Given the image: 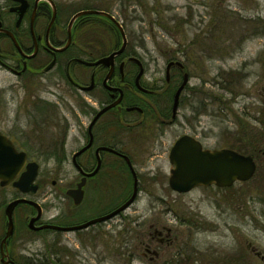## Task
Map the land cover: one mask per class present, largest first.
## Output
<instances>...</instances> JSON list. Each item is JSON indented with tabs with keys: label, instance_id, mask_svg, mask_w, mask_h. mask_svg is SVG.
<instances>
[{
	"label": "rangeland",
	"instance_id": "1",
	"mask_svg": "<svg viewBox=\"0 0 264 264\" xmlns=\"http://www.w3.org/2000/svg\"><path fill=\"white\" fill-rule=\"evenodd\" d=\"M144 4L139 21L129 30L138 36L137 44L131 45L145 61L147 75L163 73L165 59L175 56L191 78L174 122L161 132L148 123L146 137L123 148L131 155L141 186L137 199L112 221L63 233L59 243L52 232L35 239L26 225L22 228L17 223L11 244L16 261L176 264L182 259L185 264H225L226 260L227 264H264V154L258 156L251 179L228 188L198 187L176 193L168 187V151L184 134L210 149L251 150L256 146L264 151V0H147ZM110 48L106 43L104 49ZM150 56L155 61L149 60ZM38 89L36 81L24 87L0 67V130L17 133L18 141L28 145L29 159L39 166V190L33 198L44 207L43 219L63 210L73 215L74 222L103 216L131 192L130 174L125 168L121 179L118 173H109L113 180L118 179L112 186L107 183L108 196L116 200L98 205L86 195L75 206L65 195L78 178L70 157L40 155L30 147L31 135L35 148L39 147L37 140L42 137L35 131L45 126L37 125L38 115L31 113ZM55 92L65 104L78 103L77 92L63 84ZM60 115L67 116L68 110L63 108ZM126 142L131 144L132 138ZM15 194L11 186H0V239L6 230L3 211ZM25 213L28 208L16 211L21 220ZM158 222L170 230L164 245L151 237L150 226ZM146 244L157 250V257L145 252ZM194 258L196 261L189 263Z\"/></svg>",
	"mask_w": 264,
	"mask_h": 264
},
{
	"label": "flooded vegetation",
	"instance_id": "2",
	"mask_svg": "<svg viewBox=\"0 0 264 264\" xmlns=\"http://www.w3.org/2000/svg\"><path fill=\"white\" fill-rule=\"evenodd\" d=\"M146 1L0 0V67L15 76L24 87L31 81L38 83L39 94L36 93V103L31 102V113L38 115L37 125L45 126L35 131V135L42 137L37 140L39 147L35 148L33 135L28 138L31 140L30 147L36 149V153L40 155L69 156L78 178L67 189L75 188L84 178L83 199L88 195L90 202L98 205L116 200L107 194V183L111 184L110 186L114 181L118 183L116 177L113 180V176H109L110 172L118 173L121 179L125 168L130 174L132 192V172L124 156L128 158L133 169L134 165L131 155L123 148L132 143L136 145L137 140H143L147 135L148 123L154 130L161 132L164 126L174 122L176 112L185 98L187 82L191 78L185 65L175 56L165 59L163 73L159 75V72L153 71L147 75L145 61L135 52V46L131 45L137 44L138 36L129 30L139 21V10L143 12L142 7L146 5ZM124 40L125 46L121 52L114 54L105 64L99 61L116 52ZM106 43L111 44L108 51L104 49ZM149 60L155 61V58L150 56ZM176 61L180 64L175 63ZM184 76L186 83L179 92L173 111L174 96ZM60 84L72 93L77 92L78 103L74 101L65 104L59 100L55 89L59 88ZM46 94L54 96L57 100H49ZM73 95L75 97V94ZM63 108L68 110L67 116L60 115ZM102 109L104 111L98 114ZM78 115H82L85 122L80 121ZM1 132L16 150L25 153L27 161H32L29 159L28 145H25L27 143L18 141L17 133L10 130ZM128 137L132 138L131 144L126 142ZM258 153L263 155L264 151L259 149ZM253 160L257 166L258 159ZM52 184H55V181ZM139 188L141 189V186L137 177L138 192ZM38 190L35 193L15 190L16 197L13 199L32 200L40 207V215L31 228L28 224L30 219L37 215L36 207L29 203H18L14 207L13 231L3 243L2 250L6 255L1 260L0 252L1 264H24L11 256L12 238L16 234L17 223H20L22 228L26 225L27 231L32 233L35 239L41 240L46 231L52 232L56 237L55 243H59L63 233L86 230L121 215L118 213L109 219L73 231L51 227L34 229L45 225L69 227L97 217L96 215L74 222L73 215L68 216L63 210L44 220V207L34 199ZM131 192L125 196L122 203L128 199ZM137 196L138 193L134 201ZM26 208L29 213H25L24 219L21 220L17 217L19 212L16 215V211ZM152 227L151 237L155 238L159 245H164L163 243L168 241L170 230L160 222L151 224L150 228ZM163 231L166 233L163 234ZM99 233L102 234L103 231ZM144 250L147 254L158 256L157 250L148 244ZM180 254L183 255L181 252ZM181 260L175 263L185 264V261ZM194 260L196 261L194 258L189 263ZM212 263L222 264L217 261Z\"/></svg>",
	"mask_w": 264,
	"mask_h": 264
},
{
	"label": "water",
	"instance_id": "3",
	"mask_svg": "<svg viewBox=\"0 0 264 264\" xmlns=\"http://www.w3.org/2000/svg\"><path fill=\"white\" fill-rule=\"evenodd\" d=\"M78 15V14H77ZM125 46V40L121 47L114 53L106 56L99 61L107 63L114 54L119 53ZM177 64H180L177 62ZM186 83V76L174 96L173 111L175 110L178 95ZM106 109V108H104ZM102 109L98 114L104 111ZM97 116V115H96ZM126 159L133 176V188L130 197L113 211L91 219L82 224L69 227H56L53 225L40 226L34 229L44 227L57 228L62 230H78L85 228L93 223L104 221L110 217L124 211L133 202L137 191V177L128 158ZM168 160L172 165L169 170L168 186L177 193L188 192L199 186L215 185L217 187H228L234 181H247L250 179L256 169L253 158L249 155L241 154L228 148L209 149L204 148L200 141L190 135H182L176 139L169 150ZM38 173V164L36 162H26L24 152H18L13 147L10 140L0 132V185L4 186L9 183L21 192H35L37 185L34 183ZM84 178L77 183L75 188L66 191L74 204H79L83 198ZM29 203L36 207L37 215L29 221V227H33V222L40 215V207L32 200L18 198L10 201L4 208V215L7 219L6 230L3 239L0 242L1 260L4 259L2 247L3 243L11 236L13 231L12 212L18 203Z\"/></svg>",
	"mask_w": 264,
	"mask_h": 264
},
{
	"label": "trees",
	"instance_id": "4",
	"mask_svg": "<svg viewBox=\"0 0 264 264\" xmlns=\"http://www.w3.org/2000/svg\"><path fill=\"white\" fill-rule=\"evenodd\" d=\"M257 147L256 146H251V150H243V148H237L236 150L240 153H243V154H249L251 156H253L255 159H258L259 157V153H258V150L261 149L258 147V150L256 149Z\"/></svg>",
	"mask_w": 264,
	"mask_h": 264
}]
</instances>
